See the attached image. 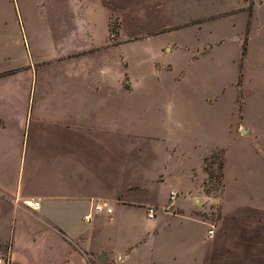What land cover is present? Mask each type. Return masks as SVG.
I'll return each mask as SVG.
<instances>
[{
  "label": "crops",
  "instance_id": "0c3cea01",
  "mask_svg": "<svg viewBox=\"0 0 264 264\" xmlns=\"http://www.w3.org/2000/svg\"><path fill=\"white\" fill-rule=\"evenodd\" d=\"M241 52L240 0H0L1 264H264Z\"/></svg>",
  "mask_w": 264,
  "mask_h": 264
},
{
  "label": "rangeland",
  "instance_id": "374dc122",
  "mask_svg": "<svg viewBox=\"0 0 264 264\" xmlns=\"http://www.w3.org/2000/svg\"><path fill=\"white\" fill-rule=\"evenodd\" d=\"M222 16L213 17L217 20L214 25L222 23ZM185 18L182 17V20ZM218 22V23H217ZM190 22L182 24V30L188 32ZM118 29V25L114 26L113 30ZM127 27L125 30L129 32ZM179 35V32L176 33ZM119 38V37H118ZM129 39V35L127 36ZM153 41H151L152 43ZM240 43L242 46L241 58L244 59L248 53H250L251 48H253L252 57L250 58L248 65H246V74L243 76L242 69H240V119L242 118V110L244 105L247 104V98L255 96L256 94H262L264 92V0H240ZM131 54L136 57L148 54L151 51L152 45L150 42L148 44L137 43L130 47H126ZM151 58L153 55L150 56ZM154 58V57H153ZM168 57L165 56L162 59L164 65L171 63L169 60H165ZM242 68V64L240 65ZM169 69L170 67H165ZM233 68V67H232ZM230 76H232V69ZM237 82H235V87ZM255 86V88H254ZM256 89V90H255ZM243 92V93H242ZM264 94V93H263ZM263 96V95H262ZM260 101L261 98H259ZM256 105V104H255ZM260 111L264 112V101H262L258 106ZM220 165H221V153L216 152L211 155L210 159L206 162V171L209 174L210 182L206 188L210 195L218 194L220 191ZM218 189V190H217ZM217 190V191H216Z\"/></svg>",
  "mask_w": 264,
  "mask_h": 264
},
{
  "label": "built area",
  "instance_id": "2783aa9c",
  "mask_svg": "<svg viewBox=\"0 0 264 264\" xmlns=\"http://www.w3.org/2000/svg\"><path fill=\"white\" fill-rule=\"evenodd\" d=\"M175 197H176V194H175V193H171V194H170V200H171V201H174V200H175ZM24 205H26L27 207H29V208H31V209H36V208L39 207V202H30V203L24 202ZM94 210H95L96 212H100V211H104V208H103L102 206L98 205V206H96V207L94 208ZM111 211H112L111 209H106V210H105V212H106L107 214H111ZM154 215H155V210H153V209H149V210H148V217H149V218H153ZM89 219H90V216H89V215H87V216L84 217V220H86V221H88ZM213 234H214V227H213V226H210V230L208 231V236H209V237H212ZM1 263H2V260L0 259V264H1Z\"/></svg>",
  "mask_w": 264,
  "mask_h": 264
},
{
  "label": "water",
  "instance_id": "95a60500",
  "mask_svg": "<svg viewBox=\"0 0 264 264\" xmlns=\"http://www.w3.org/2000/svg\"><path fill=\"white\" fill-rule=\"evenodd\" d=\"M99 262H103L104 261V256H102L101 258H98Z\"/></svg>",
  "mask_w": 264,
  "mask_h": 264
},
{
  "label": "trees",
  "instance_id": "16d2710c",
  "mask_svg": "<svg viewBox=\"0 0 264 264\" xmlns=\"http://www.w3.org/2000/svg\"><path fill=\"white\" fill-rule=\"evenodd\" d=\"M112 34H116V32L113 31Z\"/></svg>",
  "mask_w": 264,
  "mask_h": 264
}]
</instances>
